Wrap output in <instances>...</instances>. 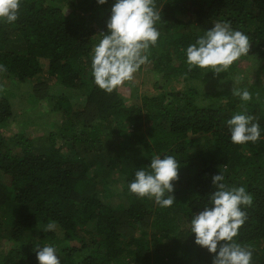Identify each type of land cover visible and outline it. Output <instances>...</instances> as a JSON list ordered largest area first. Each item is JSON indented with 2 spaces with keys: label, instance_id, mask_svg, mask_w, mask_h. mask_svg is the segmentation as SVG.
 Here are the masks:
<instances>
[{
  "label": "trees",
  "instance_id": "16d2710c",
  "mask_svg": "<svg viewBox=\"0 0 264 264\" xmlns=\"http://www.w3.org/2000/svg\"><path fill=\"white\" fill-rule=\"evenodd\" d=\"M52 1L62 0H21L18 20L0 22V65L6 68L0 82L34 95L58 87L47 99L61 115L59 135L50 134L47 152L40 153L27 133L4 135L12 106L0 95V212L7 215L10 242L0 264H39L35 251L45 245L55 247L60 264H212L214 254L195 244L190 223L209 206L212 177L219 172L229 188L242 186L253 197L250 207L242 206L247 220L234 239L253 250L251 264H264V87L248 88L249 101L215 93L221 95L216 105H203L191 85L176 89L179 81L225 79L234 70L237 61L218 76L188 71L187 47L216 22L247 35L249 52L264 60V0H155L160 36L147 64L165 85L129 102L118 89H99L91 74L93 48L107 32L116 0H73L67 12ZM42 72L44 88L25 84ZM82 91L78 110L71 98ZM245 107L261 136L236 145L227 121ZM106 133L121 139L117 155L102 143ZM137 151L140 158L123 167V155ZM168 155L180 166L176 201L161 208L132 194L129 185L154 156ZM104 169L100 196L94 181ZM117 182L124 190L114 198L110 186ZM50 222L60 239L44 231Z\"/></svg>",
  "mask_w": 264,
  "mask_h": 264
},
{
  "label": "clouds",
  "instance_id": "9594fccd",
  "mask_svg": "<svg viewBox=\"0 0 264 264\" xmlns=\"http://www.w3.org/2000/svg\"><path fill=\"white\" fill-rule=\"evenodd\" d=\"M104 5L107 0H97ZM21 0H0V22L13 24L18 20ZM161 20L155 0H116L107 21V32H101L99 43L92 53L91 74L94 83L106 93H112L125 82L132 81L142 65L149 63L150 48L157 44L160 33L155 27ZM251 43L241 31H234L228 22H216L194 44L186 49L188 71L194 68L212 72L217 76L226 73L242 56L248 55ZM0 71L6 68L0 65ZM232 95L243 101L251 100L246 89L232 88ZM243 112L227 121L233 144L255 143L260 139V125L256 117ZM180 166L174 156H154L150 166L136 171L129 191L138 198L154 200L161 208H170L176 201L174 183L178 180ZM224 176L212 177L215 191L209 195V206L195 214L190 223L195 244L213 255L212 264H251L253 250L235 241L238 230L247 220L243 207H250L251 194L244 187L229 188ZM55 222L44 231H52ZM39 264H60L53 246L37 247Z\"/></svg>",
  "mask_w": 264,
  "mask_h": 264
},
{
  "label": "rangeland",
  "instance_id": "374dc122",
  "mask_svg": "<svg viewBox=\"0 0 264 264\" xmlns=\"http://www.w3.org/2000/svg\"><path fill=\"white\" fill-rule=\"evenodd\" d=\"M72 1L73 0H62L61 2L52 1L51 4L58 7H64L65 12H67L70 11L68 8ZM263 67L264 60L256 53L248 52V55L242 56L237 61L234 70L229 73L227 78L209 80L190 79V81H179L177 82L176 89L184 90L191 85L200 91L199 95L203 105L215 104V102L221 98V95L215 97V93H232L233 86L240 89H246L247 91L250 87H254V89H261V87H264ZM46 78L47 74L42 72L34 82L32 80H27V83L25 84L33 87L43 83L44 88ZM155 85H165V82L162 77L154 73L152 68L146 63L142 66L140 71L134 74L132 81L125 82L117 89L122 95L120 96L126 102H129L132 101L134 97H140L143 93H153ZM55 89L56 87H51V89L46 88V90L42 89L38 94L34 95L30 92L31 89L27 91L25 88H22L17 84L13 86L8 82H0V95L8 98L12 106V117L3 128L4 135L10 136L12 134L25 132L31 137L32 143H35L37 152H43V150L48 148L49 135L52 133L59 135L58 127L61 124L60 113L51 111V106L47 99V97H50L54 93L58 94V92H54ZM83 97V91L82 93L72 96L71 99L74 101L75 109L79 110L83 108ZM106 134L109 138L106 137ZM106 134L101 138L102 143L108 146L107 151L110 150L108 153L110 156L117 155V151H119L118 144L121 139L116 138L115 134ZM200 140L201 143H204L205 137L203 139L201 137ZM65 151H67V149ZM89 155L90 153H88V156L86 157H89ZM123 158L124 160L121 164L123 167L128 168L133 160L140 158V155L138 151L129 152L124 154ZM96 164H98V166L100 165V163ZM107 177L108 169H104L103 173L94 181L100 196H103L102 179ZM110 189L115 194L113 196L114 198L116 194L120 195L124 190L121 183L118 182L111 185ZM8 230L7 215H3L0 212V255L8 251L10 248V242L7 235ZM49 232H52L56 238L60 239L61 232L57 228Z\"/></svg>",
  "mask_w": 264,
  "mask_h": 264
},
{
  "label": "crops",
  "instance_id": "0c3cea01",
  "mask_svg": "<svg viewBox=\"0 0 264 264\" xmlns=\"http://www.w3.org/2000/svg\"><path fill=\"white\" fill-rule=\"evenodd\" d=\"M36 79H37V78L32 79V81L34 82ZM51 87H54V85L50 86L49 88L51 89ZM49 88H48V89H49ZM57 88H58V87H56V89H57ZM61 90H62V91H65L64 88H61ZM56 113H58V112H56ZM59 116H60V115H59ZM32 144H33V147H34L35 151H37V149L35 148V146H36L35 143H32ZM47 150H48V149L46 148L45 150H43V152H40V153H46Z\"/></svg>",
  "mask_w": 264,
  "mask_h": 264
}]
</instances>
